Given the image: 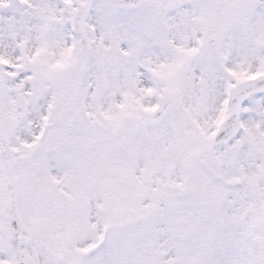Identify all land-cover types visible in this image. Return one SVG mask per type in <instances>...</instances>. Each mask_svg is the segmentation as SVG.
Masks as SVG:
<instances>
[{
  "label": "snow or ice",
  "instance_id": "snow-or-ice-1",
  "mask_svg": "<svg viewBox=\"0 0 264 264\" xmlns=\"http://www.w3.org/2000/svg\"><path fill=\"white\" fill-rule=\"evenodd\" d=\"M0 264H264V0H0Z\"/></svg>",
  "mask_w": 264,
  "mask_h": 264
}]
</instances>
